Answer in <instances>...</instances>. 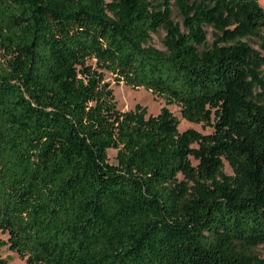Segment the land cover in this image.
Returning <instances> with one entry per match:
<instances>
[{
    "label": "trees",
    "instance_id": "1",
    "mask_svg": "<svg viewBox=\"0 0 264 264\" xmlns=\"http://www.w3.org/2000/svg\"><path fill=\"white\" fill-rule=\"evenodd\" d=\"M0 232L27 264H264L259 0H0Z\"/></svg>",
    "mask_w": 264,
    "mask_h": 264
},
{
    "label": "rangeland",
    "instance_id": "2",
    "mask_svg": "<svg viewBox=\"0 0 264 264\" xmlns=\"http://www.w3.org/2000/svg\"><path fill=\"white\" fill-rule=\"evenodd\" d=\"M259 3L264 8V0H259ZM173 18L175 21L178 22L181 21V18L179 17L174 7H173ZM207 30L209 32V38H210L211 28L207 27ZM164 36H165V30L163 28H159L156 33H152L151 44H153L155 47L159 49H164V45H163ZM105 80L110 83V86L113 89L115 100L117 102V107L120 110L134 109V107L138 104L147 109V114L156 115L159 113L161 107L166 105L178 118L179 131H184L188 128H192L205 134L213 130L211 127L209 126L205 127L201 123H196L186 120L185 118L182 117L180 107L178 105L167 104L164 98L154 95L151 91L143 87L132 88L124 85L123 83L116 84L109 72H105ZM116 153H117L116 149L110 148L107 150L109 162L116 163ZM193 163H196V161L193 160ZM225 171L229 174L232 173L231 167L226 162H225ZM179 178L182 179V176L179 175ZM0 237L5 239L7 238V235L0 232ZM253 249L255 252H257L258 254L264 257V245H259ZM0 259H6L5 264H27L23 259H21L18 256L17 253L10 250L8 246H5L1 249Z\"/></svg>",
    "mask_w": 264,
    "mask_h": 264
}]
</instances>
